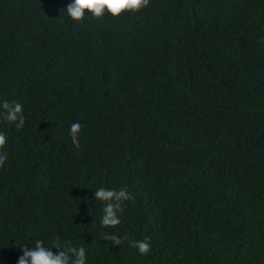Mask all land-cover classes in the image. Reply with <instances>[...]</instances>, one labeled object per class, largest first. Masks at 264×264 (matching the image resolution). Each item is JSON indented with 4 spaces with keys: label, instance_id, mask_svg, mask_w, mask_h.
Returning a JSON list of instances; mask_svg holds the SVG:
<instances>
[{
    "label": "trees",
    "instance_id": "obj_1",
    "mask_svg": "<svg viewBox=\"0 0 264 264\" xmlns=\"http://www.w3.org/2000/svg\"><path fill=\"white\" fill-rule=\"evenodd\" d=\"M69 2L0 0V103L25 117L0 116V264L36 240L86 264H264V0L81 21ZM98 187L131 194L119 225Z\"/></svg>",
    "mask_w": 264,
    "mask_h": 264
},
{
    "label": "clouds",
    "instance_id": "obj_2",
    "mask_svg": "<svg viewBox=\"0 0 264 264\" xmlns=\"http://www.w3.org/2000/svg\"><path fill=\"white\" fill-rule=\"evenodd\" d=\"M149 0H70L65 10L67 15L74 21H81L85 16L101 18L105 13L113 17L119 16L123 12H138L146 7ZM87 10V11H86ZM0 116L6 121L13 122L16 128H22L25 123V117L22 111V105L18 102H9L7 100L0 103ZM82 125L79 121L72 122L69 126V134L73 144L79 146V134ZM7 143V137L0 132V166L6 161L7 156L3 151ZM96 200L103 202V214L101 222L103 225L116 226L121 223L117 212L120 210L121 202L131 198V194L126 188L119 190L98 187L95 190ZM119 243L118 237H111ZM134 246L140 254H147L151 245L146 237L144 240L134 241ZM55 248L57 251H53ZM74 257V258H73ZM16 264H86V250L84 247L69 246L64 250L60 243L54 246H46L43 241L36 240L33 247H23L22 255L16 261Z\"/></svg>",
    "mask_w": 264,
    "mask_h": 264
}]
</instances>
